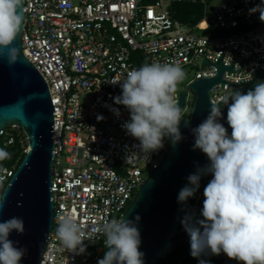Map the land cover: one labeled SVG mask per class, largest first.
<instances>
[{"label":"built area","instance_id":"2783aa9c","mask_svg":"<svg viewBox=\"0 0 264 264\" xmlns=\"http://www.w3.org/2000/svg\"><path fill=\"white\" fill-rule=\"evenodd\" d=\"M197 1L23 0V51L47 82L54 106V222L40 264H97L103 259L105 238L93 228L122 219L146 178L144 168H155L162 160L164 147L158 152L141 151L139 141L127 134L123 125L130 113L114 103L122 89L113 80H123L129 70L145 63L179 62L182 68H196L189 85L216 76L218 67L211 64L220 58L224 66L235 61V72L225 70L222 79L236 85L221 82L210 90L212 103L220 101L222 107L235 90L264 69V32L240 29L260 21L259 12L250 9L262 0L224 2L210 12L207 8L194 26L174 20L170 8L163 7V2ZM211 24L229 33L204 35ZM204 58L209 65L202 63ZM85 94L91 96L88 107L82 103ZM179 94L177 90L176 101ZM21 132L19 124L1 129L0 152L13 145ZM22 146L27 153L28 144ZM16 170L0 156L1 190ZM202 196L199 192L196 200ZM65 216L82 226L86 248L81 254L66 250L57 236ZM218 256H223L224 264H243L223 252Z\"/></svg>","mask_w":264,"mask_h":264},{"label":"clouds","instance_id":"9594fccd","mask_svg":"<svg viewBox=\"0 0 264 264\" xmlns=\"http://www.w3.org/2000/svg\"><path fill=\"white\" fill-rule=\"evenodd\" d=\"M22 5L23 0H0V58L6 57L9 66L17 63L20 55L13 42L23 22ZM250 12H259L264 23V0ZM185 77L179 62H152L129 70L123 80H113L122 89L114 103L125 106L130 113V120L123 127L139 141L141 151L158 152L166 138L173 145L183 139L180 124L184 111L174 95ZM231 101L226 103L230 135L219 122V105H212L208 116L191 129L195 137L193 150L203 152L209 164L188 176L191 186L180 190L178 202L194 196L202 175L211 173L212 179L203 192V219L192 223L190 217H185L182 224L190 237L193 257L208 251L217 256L223 252L243 264H264V81L246 93L234 91ZM113 111L119 115L118 109ZM4 199L5 195H0V215ZM139 220V215L135 222L124 217L111 219L93 228L105 238L108 249L97 264H144L136 226ZM13 231L25 232L22 218L0 220V264H20L26 254L25 248L9 239ZM56 231L66 250L77 254L85 251V234L75 219L63 217ZM199 264L208 262L200 260Z\"/></svg>","mask_w":264,"mask_h":264},{"label":"water","instance_id":"95a60500","mask_svg":"<svg viewBox=\"0 0 264 264\" xmlns=\"http://www.w3.org/2000/svg\"><path fill=\"white\" fill-rule=\"evenodd\" d=\"M23 6L21 30L13 42V46L19 49V59L9 66L6 57L0 58V130L11 124H19L27 138L29 150L9 183L3 190L0 189V195H5L0 220L12 217L24 220L25 232L19 234L13 231L9 239L18 242L17 247L27 250L20 264H40L54 222L51 192L55 147L54 106L47 82L23 51ZM234 62L224 66L220 58L211 64L218 67L216 76L194 80L179 95L177 103L182 111L186 107L187 92L191 91L194 95L190 114L183 116L180 124L183 139L175 145L167 139L161 152V162L147 171L144 182L124 211L125 219L135 222V216L140 217L136 226L140 232L139 250L144 253V264H155L157 259L173 250V239L182 233V220L194 204L201 183L212 179L211 173L202 175L194 196L186 202H178L180 190L186 185L191 186L188 176L209 164L203 152L193 150L195 137L191 129L208 116L212 105L221 106L220 101L216 104L211 101L210 90L213 86L221 82L236 85L222 79L225 70L235 72L232 69ZM202 63L210 64L205 58ZM259 81H264V69L235 91L246 93ZM231 95L221 107L222 116L219 119L229 135L232 130L227 123L226 103L232 102ZM185 121L188 122L187 126Z\"/></svg>","mask_w":264,"mask_h":264},{"label":"trees","instance_id":"16d2710c","mask_svg":"<svg viewBox=\"0 0 264 264\" xmlns=\"http://www.w3.org/2000/svg\"><path fill=\"white\" fill-rule=\"evenodd\" d=\"M152 1L153 0H144L145 3H149ZM207 4L208 3L203 0H199L196 3L178 2L171 5L170 11L174 20H177L182 24L194 26L204 17L206 9H209ZM210 9H212V6L210 7ZM252 24V22L248 23L247 28H250ZM202 33L204 35L217 37L228 34L229 32L221 29H216L211 24L209 28L207 30H204ZM135 55H138L142 61L146 60L141 53H136ZM190 105L192 107V103H190ZM183 115L187 116L185 113H183ZM166 143L167 139L164 140V145H166ZM22 144H25L27 146L28 143L24 133L21 132L17 135L16 141L13 145L2 147V153H4V155L2 156V162L5 165L13 166L16 169L18 168L26 154L24 152V147L22 146ZM208 182L209 181H205L201 183V193L204 192V188L206 187ZM204 199V196L200 197L198 200L195 199L194 204L187 211L186 217H190L192 223H195L199 219H203V217L201 216V210L203 208ZM173 242L175 244L173 250L165 257L157 259L155 264H199L200 260L207 261L208 264H224L223 256L209 254L205 257H193L191 255L190 237L186 232L183 224L182 233L176 236L173 239Z\"/></svg>","mask_w":264,"mask_h":264},{"label":"rangeland","instance_id":"374dc122","mask_svg":"<svg viewBox=\"0 0 264 264\" xmlns=\"http://www.w3.org/2000/svg\"><path fill=\"white\" fill-rule=\"evenodd\" d=\"M203 1H206L208 3L207 4L208 7H209L208 11L210 12L211 11V9H210L211 6L213 8V7L217 6V5H220L221 3L230 2V1H233V0H203ZM163 7L164 8H171V5H168L167 3L163 2ZM184 25H186V24H184ZM240 29L241 30H248V29H250V30H257V31H260V32H264V23H262L261 21L254 22L250 26V28H247V26L242 25ZM183 70L186 73V77L177 86V90L180 93H182L185 90L187 82H189L191 79L194 78L195 72H196V68L195 67L193 68L192 66H188V67L183 68ZM192 101H193V95H192V93L190 91H188V93H187V99H186V108H185V110H183L184 111L183 113H185L187 116L190 114V111H191V105H190V103ZM82 103H83V105L85 107H88L90 105V103H91V96L90 95H86V94L85 95H82ZM144 174H145L144 176L146 177L147 169H145V168H144Z\"/></svg>","mask_w":264,"mask_h":264},{"label":"flooded vegetation","instance_id":"af4514ba","mask_svg":"<svg viewBox=\"0 0 264 264\" xmlns=\"http://www.w3.org/2000/svg\"><path fill=\"white\" fill-rule=\"evenodd\" d=\"M191 92V91H190ZM192 93V92H191ZM193 95V94H192ZM193 100H194V95H193ZM193 102V101H192Z\"/></svg>","mask_w":264,"mask_h":264}]
</instances>
